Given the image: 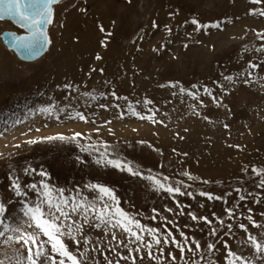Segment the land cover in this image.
<instances>
[{
    "label": "rangeland",
    "instance_id": "rangeland-1",
    "mask_svg": "<svg viewBox=\"0 0 264 264\" xmlns=\"http://www.w3.org/2000/svg\"><path fill=\"white\" fill-rule=\"evenodd\" d=\"M262 8L264 3L252 0H61L54 6L49 26L51 44L40 59L22 62L0 41L3 218L13 227L33 231L23 208L34 203L36 193L26 186L38 183L43 170L49 174L47 181L65 189L66 195L79 190L91 198L97 193L85 185H106L114 190L120 206L142 224L165 234L171 231L193 248L195 241L201 244L195 255L186 250L184 259L171 243L157 246L155 256L160 255L159 247L164 249L160 264H192L193 260L226 264L222 241L254 264H264V258L244 243L249 233L264 241V187L252 171L264 168V51H257L264 45L257 35L264 33V16L253 14V9ZM194 18L201 24L220 22L221 27L198 31L191 23ZM10 28L9 22L0 21V34ZM85 29L93 31L96 45L86 53L77 51L73 54L77 66L66 67L70 58L63 52H72L70 43L81 45ZM110 46L127 57L118 69L102 62ZM252 63L260 67L253 69ZM181 87L186 91L181 92ZM47 107L54 111H41ZM78 112L86 120L76 117ZM77 132L81 133L78 143L42 139L57 134L72 137ZM32 140L38 142L29 143ZM81 146L94 147L81 152ZM105 151L130 162L140 175L97 165L95 158ZM26 168L36 171L25 173ZM147 176L179 186L185 195L157 190L144 179ZM14 179L27 196L16 195ZM201 191L222 199L209 200L199 195ZM192 215L212 223L193 220ZM248 215L260 227H254ZM240 223L248 225L249 233L238 227ZM213 229L216 236L210 235ZM112 232L116 239L103 227L84 226L81 236L89 240L85 264H107L105 256L113 264L117 260L132 264L131 259L120 258L129 255L136 257V264H157L146 249L130 254L120 243H128L126 234L118 228ZM4 239L0 237V260L14 258L20 245L4 244ZM68 243L75 251L76 246ZM209 243L217 246L211 253ZM79 247L84 250L82 239ZM168 253L177 259L172 261Z\"/></svg>",
    "mask_w": 264,
    "mask_h": 264
},
{
    "label": "snow or ice",
    "instance_id": "snow-or-ice-1",
    "mask_svg": "<svg viewBox=\"0 0 264 264\" xmlns=\"http://www.w3.org/2000/svg\"><path fill=\"white\" fill-rule=\"evenodd\" d=\"M60 0H0V19L5 17L10 18L20 25L21 28L25 29V34L16 35L11 34L10 43L18 50L22 51L27 57H34L39 55L42 51L46 50L51 44V40L48 35V26L53 23L54 18V5L58 4ZM254 4H262L264 0H252ZM253 14H258L264 16V8L253 9ZM193 25H196V29L199 31L202 28H220L221 23L215 22L212 24H201L195 18L191 21ZM103 31V29H101ZM170 31V30H169ZM260 39L264 40V33H257ZM257 51H264V45L258 48ZM100 57L98 56L97 59ZM250 67L255 69L260 67L258 64H250ZM251 75V73H249ZM226 80L231 81L233 78L231 76H226ZM247 82V81H246ZM175 87V85H172ZM195 87V85H193ZM181 92L186 90L181 87ZM208 95H211L210 90L205 88L204 90ZM189 95L195 98L194 92H189ZM85 95H92L91 93H86ZM92 99H96L92 96ZM151 103V101H148ZM42 112H52L53 108L47 107L41 109ZM134 114H137L134 112ZM76 117L80 120H86V117L82 113H76ZM141 119L151 120L153 117H140ZM207 119V117H205ZM81 133L77 132L72 137H66L63 134H57L56 136H49L42 138L47 141H70L77 142L78 137ZM38 141L32 140L29 143H37ZM94 146H81V152H90V148ZM107 146L105 145V148ZM91 154V153H90ZM94 162L97 165L111 166L113 168L119 169L120 171H128L132 175H140L137 171H134L131 167L130 162L125 163L124 161L109 156L107 151L100 152L99 156L95 158ZM25 173L29 171L35 172V169H24ZM252 171L260 177L259 186L264 187V168H252ZM48 173L41 170L39 176L42 178L38 183L33 182L27 184V188L36 193V200L33 204L26 203L23 208L24 217L27 218L26 222L29 228L33 231H28L27 229L21 230L19 227H13L10 225L6 219L3 218L5 213V206L0 204V237H5L3 243L9 244L15 242L20 245V248L16 249L14 258L7 260H0V264H85L88 259L89 249L87 245L89 240L87 237H82L81 234L84 231V226L101 228L103 227L106 231L112 233V238L116 239L115 233L112 232L113 229H120L121 232L126 234L128 238V243L120 241V243L128 248L129 253L132 252L140 253L142 249L147 250V255L149 258L157 261L160 264L161 259L164 255L163 247H159V256L153 255V249L162 244H173L175 245L180 253V259H184L185 251L192 252L194 255L198 253L201 249V244L199 241H195V248L191 247L185 239L184 243H181L172 235L171 231L166 234L161 233L160 229L149 227L142 224L140 220L136 219L134 216L126 212L121 206L118 197L115 192L110 187L99 184V183H89L85 185L86 188L91 189L93 192L97 193L96 196L89 198L88 196L80 195L79 190L75 194H65V189L57 188L47 181ZM183 175L188 176L189 179H194L189 173L185 172ZM144 179L151 180L153 186L157 189H163L168 193H178L180 195H185L181 191L179 186L173 187L171 184H165L160 179L154 176H147ZM164 181L168 180V177L163 178ZM207 183V181H205ZM12 186L15 189L16 195L27 196L28 193L23 190V186L18 182V179L12 181ZM237 192L240 190L237 189ZM191 195V193H187ZM200 196H205L209 200H220L222 197L214 196L211 193L201 191ZM230 195V194H229ZM241 201L245 200L244 196H240ZM155 211V210H154ZM171 211V209H169ZM251 211V209H249ZM227 214L229 217L233 215V209H227ZM264 215V214H262ZM74 217H80L82 219H76ZM156 217L153 216L152 219ZM192 219H201L206 223L211 224L212 222L207 217H196L192 215ZM247 220L254 226L260 227L256 224L251 215L247 216ZM223 226L224 221H220ZM228 229L231 230L232 225H227ZM238 227L245 233H249L248 225L240 223ZM12 231L15 233L13 236H7L6 233ZM145 234L150 237L149 240H145ZM227 234V233H226ZM184 236V233H180ZM210 235L216 236L217 232L213 229ZM264 235V234H262ZM81 237V238H78ZM81 239L83 240L84 250L80 251ZM68 241H71L75 246V251L69 247ZM224 248L226 250V255L224 260L226 264H254V261L239 255L237 252L233 251L226 241H222ZM245 244L249 245L254 249L258 257L264 258V241L257 238V236L248 234ZM129 244H136L135 248L129 247ZM216 244L209 243L207 245V251L211 253L216 250ZM22 249V250H21ZM97 249L93 248L92 251ZM114 250V249H113ZM120 256V253H116ZM172 261H175L177 257L168 253ZM121 259L129 260L131 259L132 264H136V257L121 256ZM203 259V257H201ZM107 264H113V261L105 256ZM119 264V260L115 262ZM187 264V261L185 262ZM192 264H200L199 260H193ZM208 264H214L213 261H209Z\"/></svg>",
    "mask_w": 264,
    "mask_h": 264
},
{
    "label": "bare ground",
    "instance_id": "bare-ground-1",
    "mask_svg": "<svg viewBox=\"0 0 264 264\" xmlns=\"http://www.w3.org/2000/svg\"><path fill=\"white\" fill-rule=\"evenodd\" d=\"M61 2V1H60ZM57 5V4H56ZM55 6V5H54ZM0 21H6V22H9L12 26H13V28H10L9 30H13V31H15V32H17V33H20V32H22L23 30L20 28V27H18V26H16L15 24H13L11 21H9V20H7V19H5V20H0ZM92 32L93 31H91L90 29H85V31L84 32H82V36H81V39H82V43H81V45L80 46H78V45H74V44H72V43H70V45H71V48H72V52H69L68 50H65L63 53H64V55H65V58L67 59V57L69 56V60H68V62L66 63V67H76L77 65H76V63L78 62L74 57H73V54H75L77 51H78V53H84V51H85V53L86 52H89V51H91V49H93V46H95L96 45V43H95V41H96V39L93 37L94 35L92 34ZM89 33H91V36L88 38V34ZM2 42V41H1ZM2 44H3V42H2ZM69 44V43H68ZM4 45V44H3ZM67 46V45H66ZM65 46V47H66ZM8 48V47H7ZM49 48V47H48ZM115 48V47H114ZM8 49H10V48H8ZM12 52H13V50L12 49H10ZM47 51V50H46ZM45 51V52H46ZM14 53V52H13ZM15 54V53H14ZM16 56V55H15ZM61 56V55H60ZM42 57V56H41ZM40 57V58H41ZM17 58V57H16ZM40 58H38V59H40ZM103 59H102V62L103 63H105L106 65H108L107 67L108 68H113V67H116L117 66V68L116 69H118V65H119V62L120 61H123V60H127V57L125 56V53L124 52H122V51H118V50H114L113 48H112V46H110V47H108L107 49H105V51L103 52V57H102ZM18 59V58H17ZM37 59V60H38ZM65 59V60H66ZM18 60H20V59H18ZM37 60H35V61H37ZM22 62H34V61H23V60H21ZM64 62V61H63ZM62 62V63H63ZM125 64V63H124Z\"/></svg>",
    "mask_w": 264,
    "mask_h": 264
},
{
    "label": "water",
    "instance_id": "water-1",
    "mask_svg": "<svg viewBox=\"0 0 264 264\" xmlns=\"http://www.w3.org/2000/svg\"><path fill=\"white\" fill-rule=\"evenodd\" d=\"M60 1H61V0H60ZM59 3H60V2H59ZM53 7H54V6H53ZM5 19L11 21L13 24H15L16 26L20 27L19 24H17L15 21L11 20L10 18L5 17L4 19H0V20H5ZM50 25H51V24H50ZM50 25H49V26H50ZM49 26H48L47 31H49ZM20 28H21V27H20ZM21 29H22L23 31L20 32V33H17V32H15V31H13V30L5 29V30L2 31L1 34H0V41H2L3 44H4L5 46H7L8 48L12 49L13 52L15 53V55H16V57H17L18 59L23 60V61H25V60H26V61H35V60H37L38 58H40L41 56L44 55L45 51L48 49V47H49L50 45L47 47L46 50L42 51L39 55L34 56V57H27L22 51L16 49V48L10 43L11 34H13V33L16 34V35H23V34H25V31H26V30L23 29V28H21ZM48 35H49V33H48Z\"/></svg>",
    "mask_w": 264,
    "mask_h": 264
}]
</instances>
